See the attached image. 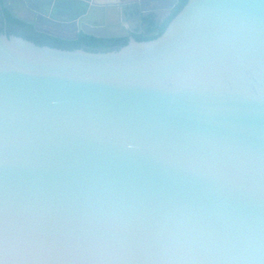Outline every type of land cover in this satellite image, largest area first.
Listing matches in <instances>:
<instances>
[{"label":"water","instance_id":"water-1","mask_svg":"<svg viewBox=\"0 0 264 264\" xmlns=\"http://www.w3.org/2000/svg\"><path fill=\"white\" fill-rule=\"evenodd\" d=\"M146 1L62 0L56 36H128ZM0 264H264V0L112 50L0 33Z\"/></svg>","mask_w":264,"mask_h":264},{"label":"flooded vegetation","instance_id":"flooded-vegetation-1","mask_svg":"<svg viewBox=\"0 0 264 264\" xmlns=\"http://www.w3.org/2000/svg\"><path fill=\"white\" fill-rule=\"evenodd\" d=\"M39 1L42 2V6L40 7L38 5L41 10L39 13H37V15L30 13L28 10L31 9L26 6L25 9H23L20 3H18L17 1H15L13 5H11L10 3L11 7L17 13L22 14L27 19H35V23H32L30 21H25L17 18L14 13L4 5V0H0V33L7 34L8 36H21L42 45H50L56 43L57 38L75 40L56 36V33L59 32L71 35L73 29V26H67L69 28H66L61 25L63 20V12L61 10L62 5L59 4L62 0ZM49 1H52L53 3L49 4ZM56 1H58L57 4L59 5V9L52 13L53 6L55 5ZM88 1L91 2V0ZM177 5L173 9H154L157 5L152 3L151 0H147L143 4H141L140 2L124 4L122 5L121 16L118 18V21L119 24L125 25L128 28L129 34L128 36H126L130 37L131 35L133 36L134 33H141V31L143 30V18L147 13L154 12L158 17L160 16V14H163L162 19H164L170 15V13L177 7ZM36 23L38 28L36 27ZM81 32L83 31H80V33Z\"/></svg>","mask_w":264,"mask_h":264},{"label":"trees","instance_id":"trees-1","mask_svg":"<svg viewBox=\"0 0 264 264\" xmlns=\"http://www.w3.org/2000/svg\"><path fill=\"white\" fill-rule=\"evenodd\" d=\"M186 2L187 0H179L177 7L164 19L159 18L154 12L147 13L143 18V30L141 33H134L133 36L139 41L157 38L164 32L168 23L180 11ZM128 41L129 37L127 36L103 38L81 32L78 39L67 40L57 38L56 43L50 45L68 49L85 47L92 50H112L119 49L126 45Z\"/></svg>","mask_w":264,"mask_h":264},{"label":"rangeland","instance_id":"rangeland-1","mask_svg":"<svg viewBox=\"0 0 264 264\" xmlns=\"http://www.w3.org/2000/svg\"><path fill=\"white\" fill-rule=\"evenodd\" d=\"M161 19L163 18V14H160V16H159Z\"/></svg>","mask_w":264,"mask_h":264}]
</instances>
